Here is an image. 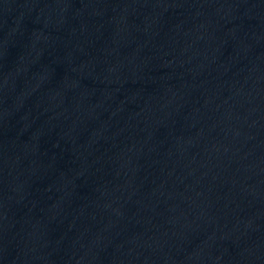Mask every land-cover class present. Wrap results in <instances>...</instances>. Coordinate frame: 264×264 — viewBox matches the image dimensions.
Masks as SVG:
<instances>
[{
	"label": "water",
	"instance_id": "1",
	"mask_svg": "<svg viewBox=\"0 0 264 264\" xmlns=\"http://www.w3.org/2000/svg\"><path fill=\"white\" fill-rule=\"evenodd\" d=\"M0 264H264V0H0Z\"/></svg>",
	"mask_w": 264,
	"mask_h": 264
}]
</instances>
